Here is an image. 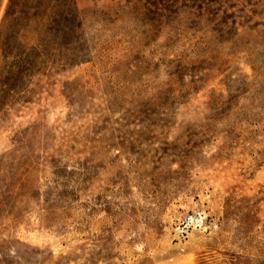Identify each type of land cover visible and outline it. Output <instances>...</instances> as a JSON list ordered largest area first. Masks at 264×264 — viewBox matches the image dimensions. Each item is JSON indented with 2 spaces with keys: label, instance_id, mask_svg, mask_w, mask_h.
I'll use <instances>...</instances> for the list:
<instances>
[{
  "label": "rangeland",
  "instance_id": "rangeland-1",
  "mask_svg": "<svg viewBox=\"0 0 264 264\" xmlns=\"http://www.w3.org/2000/svg\"><path fill=\"white\" fill-rule=\"evenodd\" d=\"M75 1L86 61L0 116V264H264V0Z\"/></svg>",
  "mask_w": 264,
  "mask_h": 264
},
{
  "label": "trees",
  "instance_id": "trees-1",
  "mask_svg": "<svg viewBox=\"0 0 264 264\" xmlns=\"http://www.w3.org/2000/svg\"><path fill=\"white\" fill-rule=\"evenodd\" d=\"M83 27L75 0H8L0 25V116L32 100L37 76L86 61Z\"/></svg>",
  "mask_w": 264,
  "mask_h": 264
}]
</instances>
